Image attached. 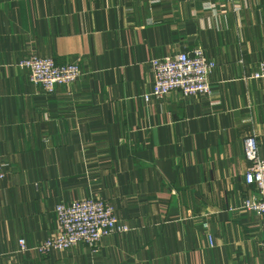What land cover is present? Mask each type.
Masks as SVG:
<instances>
[{
	"label": "crops",
	"instance_id": "crops-1",
	"mask_svg": "<svg viewBox=\"0 0 264 264\" xmlns=\"http://www.w3.org/2000/svg\"><path fill=\"white\" fill-rule=\"evenodd\" d=\"M196 46L210 93L145 100L150 60ZM32 54L81 75L48 95L17 66ZM262 59L264 0H0V264H264L241 208L246 136L264 158ZM87 196L129 230L37 253L55 205Z\"/></svg>",
	"mask_w": 264,
	"mask_h": 264
},
{
	"label": "built area",
	"instance_id": "built-area-1",
	"mask_svg": "<svg viewBox=\"0 0 264 264\" xmlns=\"http://www.w3.org/2000/svg\"><path fill=\"white\" fill-rule=\"evenodd\" d=\"M17 66L27 72L30 82L42 86L48 95L55 91L57 85L70 84L81 75L77 62L57 64L48 56L32 54L20 60ZM215 62L206 58L204 49L196 46L191 51H181L162 57L152 58L149 68L152 74V88L143 95L145 100L162 98L173 90L185 96L207 95L210 93L209 76ZM251 78H264V59L258 62ZM244 156L248 167L244 173V183L253 186L248 196L242 199L241 208L258 215L261 239L259 250L264 254V158L259 154L258 140L254 134L243 139ZM7 177L0 158V180ZM58 223V233L54 237L42 240L34 247L43 255L51 250H65L79 243H84L91 253L97 252L104 237L129 230L117 216L112 205L102 198L87 196L70 202H59L54 207ZM204 226H207L204 223ZM209 236L210 244H212ZM23 238L18 240L17 252L26 251Z\"/></svg>",
	"mask_w": 264,
	"mask_h": 264
}]
</instances>
